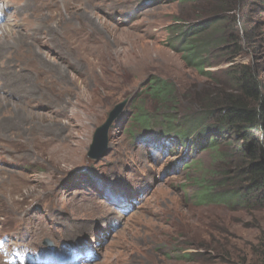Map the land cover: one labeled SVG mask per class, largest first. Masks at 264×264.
Wrapping results in <instances>:
<instances>
[{
    "label": "rangeland",
    "instance_id": "374dc122",
    "mask_svg": "<svg viewBox=\"0 0 264 264\" xmlns=\"http://www.w3.org/2000/svg\"><path fill=\"white\" fill-rule=\"evenodd\" d=\"M216 18L227 26L208 31L204 71L188 66L177 30ZM244 67L264 96V0H0V264L86 248L95 258L77 264H263L243 260L264 232V205L198 199L232 185L239 157L224 135L205 148L213 121L179 133L238 94L232 75ZM152 82L168 84L165 100ZM123 102L110 153L91 156Z\"/></svg>",
    "mask_w": 264,
    "mask_h": 264
},
{
    "label": "trees",
    "instance_id": "16d2710c",
    "mask_svg": "<svg viewBox=\"0 0 264 264\" xmlns=\"http://www.w3.org/2000/svg\"><path fill=\"white\" fill-rule=\"evenodd\" d=\"M223 20L216 18L194 24L185 30H177L176 34L179 35L174 38V50L182 52V59L188 66L204 71L200 63L206 59V50L210 51L216 45L215 40L210 36L206 37L207 33L211 28H216L222 34L227 26ZM232 76L238 86V94L228 96L218 110L211 109L212 106L206 107L195 121L188 122L179 133L186 140L188 134L200 127V124L213 121L214 135L208 139L205 148L217 151L220 138L224 135L232 148L233 156L240 159V176L231 179L232 185L225 186L220 192L202 188L198 194L199 201L261 207L264 205V96L259 91L260 81L249 69L241 68ZM150 90L160 94L164 100L169 94L166 83L152 82ZM136 120L144 126L150 122L141 112L136 115ZM170 130V126H167L165 131ZM253 249L255 255L245 254L243 262L248 261L250 255L251 258L259 255L264 264V232L258 237V244Z\"/></svg>",
    "mask_w": 264,
    "mask_h": 264
},
{
    "label": "water",
    "instance_id": "95a60500",
    "mask_svg": "<svg viewBox=\"0 0 264 264\" xmlns=\"http://www.w3.org/2000/svg\"><path fill=\"white\" fill-rule=\"evenodd\" d=\"M125 102L117 105L109 114L108 119L106 122L100 126L94 136V141L92 145V152L91 156L96 157L97 159H101L105 156H107L110 153V150L107 149L106 145L108 142V131L110 126L112 125L113 121L116 119L118 114L120 113L121 109L124 107ZM45 244L49 245L51 247V250H53V246L49 240L45 241ZM62 256L61 253H52L48 252L46 257L58 260ZM44 258L42 259L43 262Z\"/></svg>",
    "mask_w": 264,
    "mask_h": 264
},
{
    "label": "bare ground",
    "instance_id": "6f19581e",
    "mask_svg": "<svg viewBox=\"0 0 264 264\" xmlns=\"http://www.w3.org/2000/svg\"><path fill=\"white\" fill-rule=\"evenodd\" d=\"M48 2L49 1H52V0H47ZM9 2V1H8ZM17 3V2H16ZM46 3V2H45ZM17 4H19V3H17ZM70 3H68L67 5H69ZM51 8H54V7H52V5H51ZM21 11V10H20ZM40 45V44H39ZM70 90V89H69ZM74 93V92H73ZM74 153V157L76 158V153L75 152H73ZM72 153V154H73ZM52 159V158H51ZM69 160V154H65L63 157H62V159H61V163H63L64 161H68ZM40 179V178H39ZM112 199V196H110L109 197V199ZM110 199V200H111ZM119 201V199H116L115 200V202H118ZM62 202V201H61ZM125 203V201H121V204H123V206L125 205L124 204ZM117 204V203H116ZM28 211H26L24 214H22V215H20V216H17L16 218H14V221L17 223V225H18V228L20 229V230H24L25 229V227H26V223H27V221H29V219H28ZM38 234V231L36 232V235ZM7 246V245H6ZM73 246V245H72ZM72 248V247H71ZM16 249V248H15ZM23 250V249H22ZM77 250V249H76ZM12 251V250H11ZM15 251V250H14ZM13 251V252H14ZM60 253V252H59ZM61 254H63V253H61ZM42 256L40 255V258H41Z\"/></svg>",
    "mask_w": 264,
    "mask_h": 264
},
{
    "label": "clouds",
    "instance_id": "9594fccd",
    "mask_svg": "<svg viewBox=\"0 0 264 264\" xmlns=\"http://www.w3.org/2000/svg\"><path fill=\"white\" fill-rule=\"evenodd\" d=\"M41 254H42V253H41ZM46 255H47V253H46ZM64 255H65V253H63L62 256H61L58 260H62V259L64 260V259H65V258H64ZM42 259H43V258H42Z\"/></svg>",
    "mask_w": 264,
    "mask_h": 264
}]
</instances>
